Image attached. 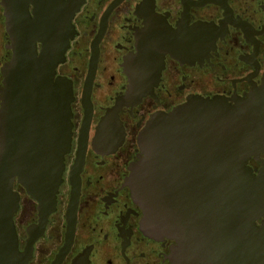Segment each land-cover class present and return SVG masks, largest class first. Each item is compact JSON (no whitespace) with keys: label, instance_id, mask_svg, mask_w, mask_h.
<instances>
[{"label":"water","instance_id":"obj_1","mask_svg":"<svg viewBox=\"0 0 264 264\" xmlns=\"http://www.w3.org/2000/svg\"><path fill=\"white\" fill-rule=\"evenodd\" d=\"M9 1L16 3L13 14L20 25H8L13 57L2 69L0 264H27L31 254L19 252L13 222L19 208L13 184L23 187L37 203L42 232L55 211L64 157L71 146L72 87L64 78L54 79L55 68L65 60L74 34L71 19L84 0H56L50 11L43 9L41 0L39 20L27 29L22 28L25 0ZM13 14L8 11L7 19L12 20ZM42 17L44 23L52 19L50 28ZM199 27L209 28L206 24ZM36 42L42 44L40 55ZM162 42L146 43L125 63L128 89L102 119L93 144L100 150L114 152L123 141L117 112L152 95L164 68ZM195 43L190 42V56L200 48ZM148 49L152 58L144 53ZM94 68L95 64L90 65L87 81L91 82ZM89 92L90 83L83 96L86 125ZM115 131L116 140L108 142ZM137 146V160L131 163L124 186L142 211L145 236L175 240L183 264H264V161L260 159L264 153V73L261 84L253 85L246 98L190 96L169 113L153 114L140 130ZM85 151L81 141L77 169L82 168ZM251 158L260 163L257 172L248 166ZM77 195L73 191L67 212V242L74 231Z\"/></svg>","mask_w":264,"mask_h":264},{"label":"flooded vegetation","instance_id":"obj_2","mask_svg":"<svg viewBox=\"0 0 264 264\" xmlns=\"http://www.w3.org/2000/svg\"><path fill=\"white\" fill-rule=\"evenodd\" d=\"M40 1L25 0L23 29L39 20L36 14ZM55 5L56 0L41 3L49 11ZM15 7L16 3L0 0V109L2 69L13 57L7 28L20 25L13 14ZM8 11L14 15L12 20L7 19ZM51 20L48 17L44 23V17L41 19L49 28ZM202 24L209 28L200 29ZM71 25L73 38L54 75V79L64 78L72 87L70 151L64 157L55 211L48 216L42 232L37 203L23 187L13 184L19 195L13 218L19 252H30L27 264H55L58 258V264H183L175 240H154L143 234L142 211L124 186L129 167L139 153L137 136L153 114L169 113L190 96L246 98L253 85L261 84L264 0H84ZM157 40L165 43L161 49L166 50L159 81L152 95L117 112L123 141L114 152H104L93 144L107 111L128 89L124 65L139 48ZM190 42L200 46L191 56ZM41 52L42 44L36 42L37 55ZM144 53L152 58V49ZM180 55L183 59H178ZM94 64L90 82V65ZM89 83L90 116L86 125L83 96ZM115 133L108 142L116 140ZM81 141L86 151L82 168L77 169ZM260 159L264 161V153ZM248 166L257 172L260 163L251 158ZM73 191L78 192L74 231L67 242V212ZM261 223L257 221L256 225L260 227Z\"/></svg>","mask_w":264,"mask_h":264}]
</instances>
